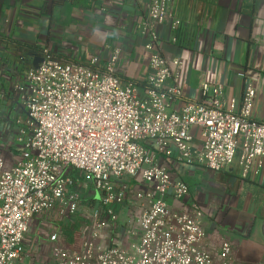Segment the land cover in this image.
Masks as SVG:
<instances>
[{
	"label": "built area",
	"instance_id": "built-area-1",
	"mask_svg": "<svg viewBox=\"0 0 264 264\" xmlns=\"http://www.w3.org/2000/svg\"><path fill=\"white\" fill-rule=\"evenodd\" d=\"M147 11L149 72L137 84L119 76V49L82 63L44 47L30 70L0 57V264H235L229 243L218 259L208 251L218 231L204 229V210L171 169L259 174L255 80L226 104L209 72L199 100L186 102L189 61L158 53L157 29L189 58L201 48L170 0Z\"/></svg>",
	"mask_w": 264,
	"mask_h": 264
},
{
	"label": "crops",
	"instance_id": "crops-1",
	"mask_svg": "<svg viewBox=\"0 0 264 264\" xmlns=\"http://www.w3.org/2000/svg\"><path fill=\"white\" fill-rule=\"evenodd\" d=\"M170 1L173 14L191 26V47L201 48L189 58L169 41L164 26L156 28L157 52L167 61H189L185 101L199 100L209 72L225 84L226 104L233 98L240 103L247 82L254 79L258 98L253 115L264 123V0ZM150 2L0 0V57L25 70L17 48L24 53L50 48L58 59L82 63L94 56L105 63L119 49V76L124 84H137L149 72L144 28ZM194 134L195 144L201 145V131ZM183 170L182 175L179 168L171 172L189 185L190 199L204 210V229L218 231L206 245L211 255L218 259L221 245L229 243L235 264H264V167L246 181L237 164L214 177L202 166Z\"/></svg>",
	"mask_w": 264,
	"mask_h": 264
},
{
	"label": "trees",
	"instance_id": "trees-1",
	"mask_svg": "<svg viewBox=\"0 0 264 264\" xmlns=\"http://www.w3.org/2000/svg\"><path fill=\"white\" fill-rule=\"evenodd\" d=\"M20 47V46H18ZM19 50V53L22 54L23 53V67L25 70H30L33 68V59H32V55L33 54H39L41 52L40 49L37 48H33L30 50V52L24 53V49L22 48H17Z\"/></svg>",
	"mask_w": 264,
	"mask_h": 264
},
{
	"label": "water",
	"instance_id": "water-1",
	"mask_svg": "<svg viewBox=\"0 0 264 264\" xmlns=\"http://www.w3.org/2000/svg\"><path fill=\"white\" fill-rule=\"evenodd\" d=\"M43 59L41 57H35L33 60V68L38 69L39 66L41 65Z\"/></svg>",
	"mask_w": 264,
	"mask_h": 264
},
{
	"label": "rangeland",
	"instance_id": "rangeland-1",
	"mask_svg": "<svg viewBox=\"0 0 264 264\" xmlns=\"http://www.w3.org/2000/svg\"><path fill=\"white\" fill-rule=\"evenodd\" d=\"M100 198H101V196H100V194L98 193V194H97V200H100ZM122 219H123V217H122Z\"/></svg>",
	"mask_w": 264,
	"mask_h": 264
}]
</instances>
